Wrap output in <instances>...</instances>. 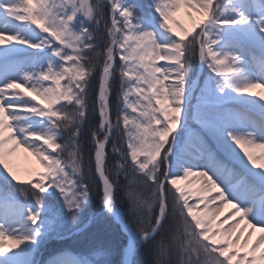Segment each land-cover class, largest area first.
I'll return each mask as SVG.
<instances>
[{
    "label": "snow or ice",
    "instance_id": "6c2138e0",
    "mask_svg": "<svg viewBox=\"0 0 264 264\" xmlns=\"http://www.w3.org/2000/svg\"><path fill=\"white\" fill-rule=\"evenodd\" d=\"M98 223L47 264H264V0H0V264Z\"/></svg>",
    "mask_w": 264,
    "mask_h": 264
},
{
    "label": "trees",
    "instance_id": "16d2710c",
    "mask_svg": "<svg viewBox=\"0 0 264 264\" xmlns=\"http://www.w3.org/2000/svg\"><path fill=\"white\" fill-rule=\"evenodd\" d=\"M140 2L147 5L149 0H140ZM197 63L198 62H195V65H197ZM96 118H98V113L93 117L94 120ZM83 140L87 142L88 146L91 145V140L88 137L87 127L84 129ZM109 153H111V146H109ZM85 158L87 160V147H85ZM121 179H123V177ZM90 183L92 192L91 201H93V204H91L89 210L84 214V217H87L92 211L99 207V197L96 195L98 182L93 180L90 181ZM117 242L118 240L115 234V229H106L105 226L98 223L95 225H90L83 233H78L61 240L57 246H61L63 249L71 250L76 253L88 254L90 249L98 244H110L115 247ZM141 258L147 261L152 259L150 255H142Z\"/></svg>",
    "mask_w": 264,
    "mask_h": 264
},
{
    "label": "rangeland",
    "instance_id": "374dc122",
    "mask_svg": "<svg viewBox=\"0 0 264 264\" xmlns=\"http://www.w3.org/2000/svg\"><path fill=\"white\" fill-rule=\"evenodd\" d=\"M177 19L182 20L186 27L190 25V21L188 20L187 16L185 15V10H182L181 13L178 14ZM195 62H198L197 65H195ZM193 67L195 69V74L197 76V73L199 70L198 59L193 61ZM206 74H207V70H205L203 75H206ZM201 77H202V74H201ZM13 163H14V165H16V167H17L22 178H27L28 174L31 171L39 169V165H38L35 157L32 156L30 153L23 151L22 149L18 151V154L16 157H13ZM92 204H93V201H92ZM225 211H226V214L229 212L228 209H226ZM221 218L223 219V217H221ZM70 226H71V224H70V220H69V227ZM74 234H76V233H74ZM71 235H66L62 239H53V240L48 241L46 243V245L41 249L39 254L35 257V259L37 261L42 262V264H47L48 260H50L53 257L58 256V255L67 254V255L74 257V258H77V259L87 256L89 253L88 254L76 253V252H73L71 250L63 249L61 246H57V244L61 240L65 239L66 237L71 236Z\"/></svg>",
    "mask_w": 264,
    "mask_h": 264
}]
</instances>
